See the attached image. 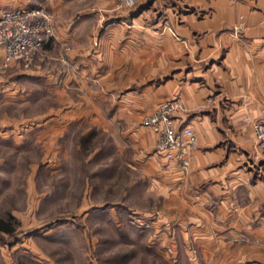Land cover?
<instances>
[{"label": "crops", "instance_id": "1", "mask_svg": "<svg viewBox=\"0 0 264 264\" xmlns=\"http://www.w3.org/2000/svg\"><path fill=\"white\" fill-rule=\"evenodd\" d=\"M95 1L109 9L112 4V0ZM174 1L166 19L145 14L156 0L140 4L128 23L107 24L96 47L86 41V47L65 50L62 68L39 71L50 88L63 89L65 101L33 114L27 124L36 129L35 140L46 135L51 143L72 122L101 128L133 125L128 133L133 138L142 115L158 102L179 97L194 108L212 95L213 104L205 111L178 113L175 118L177 128L191 125L196 147L182 158L148 154L144 159L142 166L151 174L147 186L159 190L165 210L151 222L158 225L154 231L164 250L200 253L197 260L187 255V264H256L245 260L243 242L226 239L243 234V203H236L234 213L228 211L247 178L246 154L255 156V164L264 160L254 138V122L264 116V61H257L258 48L264 49V0ZM26 3L4 0L0 10ZM82 22L71 21L62 39L76 41L73 34ZM248 45L257 51H249ZM3 57L0 47V61ZM15 72L23 74L25 68ZM76 86L85 93L79 100L67 93ZM8 87L4 83L0 91L8 92ZM99 100L109 103L107 112ZM149 130L139 137L146 146L154 140V131ZM112 136L119 145V132ZM259 167L262 174L264 164ZM254 186L258 209L264 201L263 178L256 177ZM258 223L256 235L264 237V212Z\"/></svg>", "mask_w": 264, "mask_h": 264}, {"label": "rangeland", "instance_id": "2", "mask_svg": "<svg viewBox=\"0 0 264 264\" xmlns=\"http://www.w3.org/2000/svg\"><path fill=\"white\" fill-rule=\"evenodd\" d=\"M144 1L122 5L112 0L110 9L95 0H27L24 6H18L44 7L49 27L42 29L39 45L5 64L4 57L0 61V88L4 83L9 85L8 92L0 91V217H13L12 232L0 233L1 263L187 264L190 253L161 248L154 231L158 225L151 221L165 212L162 195L159 190L149 189L151 174L142 166L148 154L161 157L162 153L155 150L158 134L144 123V117L164 100L142 115L137 124L141 128L134 132V139L128 137L129 126L133 125L107 124L101 128L89 122H72L59 140L51 143L46 135L35 140L36 129L27 124L33 114L65 101L63 89L54 91L43 76H38L39 71L62 68L65 50L89 44L96 47L107 24L119 20L128 23L138 13L140 4L151 2ZM174 2L156 0L145 14L152 19H166ZM3 3L0 0V8ZM80 19L83 22L76 25L73 34L76 41L63 40L61 35L71 28L70 22L75 24ZM254 46L248 45L249 51L255 53ZM258 50L257 61H264V49ZM17 67H24L25 72L17 75ZM77 87L67 93L79 100L85 93ZM213 100L212 95H206L193 110L205 111ZM98 103L104 105V112L108 111L107 101ZM149 129L154 131V140L146 146L139 137H144V131ZM174 129H179L175 122ZM116 131L119 145L112 136ZM259 152L264 156V151ZM246 156L247 178H243V190L233 197L228 211L234 213L237 204L243 203V234L229 236L226 241L243 242L245 260L264 264V237L256 235L264 201L257 209L254 186L256 177L264 180V171H259L264 160L255 164V156ZM172 234L175 236L176 232ZM199 254L194 251L193 259L197 260Z\"/></svg>", "mask_w": 264, "mask_h": 264}, {"label": "built area", "instance_id": "3", "mask_svg": "<svg viewBox=\"0 0 264 264\" xmlns=\"http://www.w3.org/2000/svg\"><path fill=\"white\" fill-rule=\"evenodd\" d=\"M122 5H130L134 0H117ZM49 27L46 11L42 6L7 7L0 11V46L4 49V61L21 56L28 48L42 42V29ZM210 103L211 97L206 99ZM205 103V104H206ZM188 107L178 97L164 100L156 109L144 117V123L157 132L156 148L168 159L182 158L183 154L197 145L193 129L183 124L178 130L174 122L179 112H189ZM254 138L264 151V116L254 122ZM184 162L187 159L184 158Z\"/></svg>", "mask_w": 264, "mask_h": 264}, {"label": "trees", "instance_id": "4", "mask_svg": "<svg viewBox=\"0 0 264 264\" xmlns=\"http://www.w3.org/2000/svg\"><path fill=\"white\" fill-rule=\"evenodd\" d=\"M12 215L8 214L7 219L0 217V233L1 231L11 233L12 232V226L10 221L12 220Z\"/></svg>", "mask_w": 264, "mask_h": 264}]
</instances>
